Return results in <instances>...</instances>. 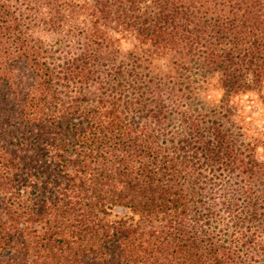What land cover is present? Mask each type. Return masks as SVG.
Listing matches in <instances>:
<instances>
[{
	"label": "trees",
	"instance_id": "obj_1",
	"mask_svg": "<svg viewBox=\"0 0 264 264\" xmlns=\"http://www.w3.org/2000/svg\"><path fill=\"white\" fill-rule=\"evenodd\" d=\"M264 0H0V264H264Z\"/></svg>",
	"mask_w": 264,
	"mask_h": 264
},
{
	"label": "rangeland",
	"instance_id": "obj_2",
	"mask_svg": "<svg viewBox=\"0 0 264 264\" xmlns=\"http://www.w3.org/2000/svg\"><path fill=\"white\" fill-rule=\"evenodd\" d=\"M243 104L247 105L245 106V115H246V121L247 123H251L252 128L257 131V132H264L263 127V122H261L259 114H258V109L257 108H252L249 107V104L244 102Z\"/></svg>",
	"mask_w": 264,
	"mask_h": 264
}]
</instances>
